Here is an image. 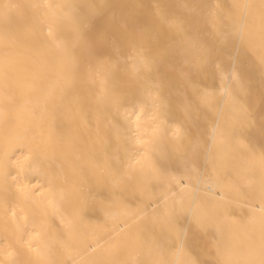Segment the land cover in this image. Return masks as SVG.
<instances>
[{"label":"bare ground","instance_id":"1","mask_svg":"<svg viewBox=\"0 0 264 264\" xmlns=\"http://www.w3.org/2000/svg\"><path fill=\"white\" fill-rule=\"evenodd\" d=\"M2 3H8V6H0V58L7 57L4 73L11 88L7 97L0 98V107L6 108L12 119L8 126L0 124V147L6 136L11 138L8 131L11 127L33 118L45 133L50 132L62 142L67 159L62 157L61 162L69 171L70 181L79 179L85 184L91 183L101 191L100 195L107 196L106 185L96 186L102 169L126 162L131 155L123 147L118 150V141L113 135L115 126L125 127L124 107L128 106V99L125 97L121 107L97 103L98 82L89 79L85 65L89 62L95 64L98 59L116 65L117 93L131 90L139 96L144 91L146 136L150 134L149 117L154 111L148 96L150 89L158 91L169 102L171 123L184 121L191 127L194 123H203L199 120L204 115L203 109L195 108L198 103L196 88L206 84L215 89L213 114H219L220 122L228 129L239 126L244 122L245 109L244 143L256 149L264 146V65L258 59L260 34L264 30L260 0H0ZM245 3L251 7H239ZM45 4L54 8L33 7ZM57 5L60 7H55ZM177 18L183 21L184 32L169 27L167 21ZM214 23L222 25L226 32L242 28L244 38L235 35L228 43L215 45L212 60L201 69H193L186 62L190 59L186 51L188 40L193 36L210 40ZM77 26L88 42L87 49L73 46ZM58 43H67L80 65L75 84L65 92H61L62 68L49 55ZM137 49L144 50L151 61V70H141L133 76L129 66ZM216 61L225 68L231 64L239 66L244 93H239L234 85H225L215 79L213 64ZM37 100L41 101V106L33 117L29 109ZM189 112L191 117L186 119ZM232 152L237 160L242 161L244 145H233ZM77 156L79 160L75 159ZM73 169L75 176L72 175ZM208 173L217 177V186L209 192L201 185L198 200L200 212L210 221L211 229L205 234L191 225L184 240L185 250L197 264H217L211 239L213 233L222 239L225 250L230 251L251 234L253 226L258 229L262 212L258 195L254 196L253 188L248 185L246 164L239 163L235 169L221 168L217 173L208 168ZM187 183V179L181 181V184ZM192 184H196L195 177ZM150 191L176 200L190 195L179 185L171 188L162 185ZM135 199L148 203L147 196L137 194ZM20 208H24L31 219L28 206L18 202L19 227L10 222L5 226L0 219V243L6 239L18 253L17 258L25 261L30 258L26 245L33 229L23 220L24 213ZM103 222L100 211L91 207L85 209L82 219L76 220L69 248L55 246L54 258L63 264H71L89 245L97 248L98 237L94 229L97 223ZM250 222L253 226H249ZM107 226L110 228L112 222L109 221ZM48 230L50 240L60 239L58 218H48ZM151 235V232H145L138 240L124 242L119 258L128 264L136 260L148 264L154 259L149 255ZM32 243L35 247L38 242ZM175 247L173 240L168 245L169 252ZM96 254L103 256V249L97 248ZM169 259L179 260L182 256L170 253Z\"/></svg>","mask_w":264,"mask_h":264},{"label":"snow or ice","instance_id":"2","mask_svg":"<svg viewBox=\"0 0 264 264\" xmlns=\"http://www.w3.org/2000/svg\"><path fill=\"white\" fill-rule=\"evenodd\" d=\"M0 6L7 7L8 3ZM33 7L54 8L51 4ZM239 7L250 8L251 5L245 3ZM259 8L264 14V0H260ZM212 16L215 21V12ZM167 23L174 31H185L183 21L178 18ZM241 23H244L243 18ZM48 27L51 35V25ZM213 29L210 40L198 36L189 38L186 51L190 59L186 62L193 69H201L212 60L215 45H224L235 35L244 38L242 28L226 32L222 25L217 26L214 23ZM74 33L73 46L79 45L87 49L88 42L78 26L74 28ZM249 46L254 50L250 44ZM260 47L258 59L264 65V30L260 34ZM49 55L62 68L61 92L71 90L80 70L72 48L67 43H58ZM6 64L7 57L0 58L2 99L8 96L11 88L5 80ZM129 67L132 75L136 76L141 70L150 71L151 61L143 49H137ZM213 67L215 79L225 85H234L239 93L245 92L237 64L225 68L216 61ZM85 71L93 83L98 82L97 103L121 107L127 97L128 106L124 107L125 127L115 126L113 135L118 141V150L123 147L131 155L126 162L102 169L101 177L96 180V186L106 185L108 188L107 196H102L101 191H97L91 183L85 184L79 179L70 181L69 171L61 162L62 157L67 159L62 142L55 139L50 132L45 133L35 119L30 118L25 123L11 127L8 130L11 138L6 136L0 147V219L5 226L10 222L19 227L17 208L18 202H21L30 209L31 219L24 208H20V212L24 213L22 218L33 231L26 245L30 258L19 260L18 253L5 239L0 243V264H63L54 258L53 248H69L76 220L82 219L85 209L89 207L100 211L104 217V222L97 223L94 229V234L98 237L97 248L103 249V256H97V248L89 245L88 249L78 253L79 258L73 259L71 264H128V261L119 258L122 244L130 239L138 240L145 232L152 233L149 237V255L154 259L148 264H197L185 250L184 240L191 225H195L205 234L211 229L210 221L200 212V186L209 192L217 186V177L209 174L208 168H211L212 173H217L221 168L235 169L239 163L248 167V185L253 188V195H258L260 199L261 218L258 229L250 222L249 226H253L251 234L230 251L225 250L222 239L217 238L215 233L212 234L217 264H264V146L256 149L244 143L242 138L246 110L244 109V122L228 129L220 122L219 114H213L215 89L206 84L197 86L198 103L195 108L203 109L204 115L199 118L203 123H194L189 127L184 121L171 123L169 102L158 91L150 89L148 96L154 111L149 117L150 134L146 136L143 123L144 91L139 96H135L131 90L124 94L117 93L116 65L110 61L98 59L95 64L89 62L85 65ZM203 75L206 76V73ZM44 104L46 105V100ZM40 106L41 101L37 100L29 109L33 117ZM190 117L191 112L186 119ZM11 119L8 110L0 107V124L8 126ZM237 143L244 145L242 161L237 160L232 152L233 145ZM75 159L79 160L80 157ZM75 174L73 169L72 175ZM193 177L196 178L195 185L192 184ZM185 179L188 183L181 184ZM162 185L168 188L179 185L182 191L190 195L176 200L168 195H155L150 191L151 188ZM137 194L147 196L148 203L135 199ZM50 216L59 219L62 234L58 240L48 238ZM109 221L112 222L110 228L107 226ZM173 240L176 247L169 252L168 245ZM33 241L38 242L35 247ZM170 253L180 255L182 259H169ZM166 255L168 258H165ZM132 264L143 262L136 260Z\"/></svg>","mask_w":264,"mask_h":264}]
</instances>
